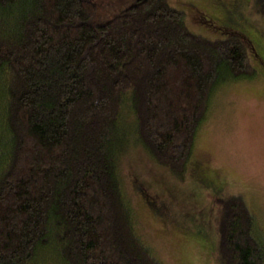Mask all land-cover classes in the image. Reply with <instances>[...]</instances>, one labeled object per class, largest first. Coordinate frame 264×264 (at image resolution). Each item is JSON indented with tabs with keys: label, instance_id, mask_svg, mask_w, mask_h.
<instances>
[{
	"label": "trees",
	"instance_id": "obj_1",
	"mask_svg": "<svg viewBox=\"0 0 264 264\" xmlns=\"http://www.w3.org/2000/svg\"><path fill=\"white\" fill-rule=\"evenodd\" d=\"M247 49L167 0H0V264H162L121 159L181 177L213 92L255 75ZM217 204L219 264H264L243 198Z\"/></svg>",
	"mask_w": 264,
	"mask_h": 264
},
{
	"label": "rangeland",
	"instance_id": "obj_2",
	"mask_svg": "<svg viewBox=\"0 0 264 264\" xmlns=\"http://www.w3.org/2000/svg\"><path fill=\"white\" fill-rule=\"evenodd\" d=\"M167 2L193 34L243 38L255 75L213 92L181 177L138 147L121 174L136 232L162 264H219L217 199L240 195L264 239V0Z\"/></svg>",
	"mask_w": 264,
	"mask_h": 264
}]
</instances>
